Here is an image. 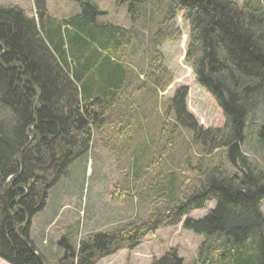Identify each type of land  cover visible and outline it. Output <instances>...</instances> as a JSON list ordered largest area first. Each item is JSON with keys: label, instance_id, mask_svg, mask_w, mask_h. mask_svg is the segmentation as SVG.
Wrapping results in <instances>:
<instances>
[{"label": "trees", "instance_id": "obj_1", "mask_svg": "<svg viewBox=\"0 0 264 264\" xmlns=\"http://www.w3.org/2000/svg\"><path fill=\"white\" fill-rule=\"evenodd\" d=\"M72 1L79 11L65 18L50 15L47 0H32L34 18L21 8L0 6V110L11 115L9 123L0 121V259L9 264L44 261L35 254L30 231L33 218L47 205L49 190L75 159L87 154L96 130H117L113 139L125 130L121 121L132 108L124 101L134 96L129 50L140 38L133 24L139 22L149 35L148 70L143 66V85L136 87L140 92L147 84L158 85L164 63L159 48L183 35L176 25L182 15L189 31L185 62L224 124L201 126L188 109L189 87H179L166 112L191 133L202 156L184 169L190 181L182 182L177 197L156 219L92 235L77 252H66L61 264H96L152 231L182 222L184 230L205 240L195 264H264V167L242 150L249 142L264 151V122L249 129V120L264 107V4L111 0L115 8L125 9L131 21L125 27L100 20L107 12L93 0ZM157 4L166 9L153 30ZM119 103L122 111L114 113ZM174 128L161 155L176 137ZM219 152H225L235 173L227 170L224 157L212 160ZM174 191L171 186V196ZM211 203L215 207L207 216L188 217ZM151 264L186 263L171 249Z\"/></svg>", "mask_w": 264, "mask_h": 264}, {"label": "rangeland", "instance_id": "obj_2", "mask_svg": "<svg viewBox=\"0 0 264 264\" xmlns=\"http://www.w3.org/2000/svg\"><path fill=\"white\" fill-rule=\"evenodd\" d=\"M98 1L102 11L107 12L106 17L100 20L130 27L131 21L124 8H115L111 0ZM255 1L264 4V0ZM0 6L18 7L27 17H36L32 0H0ZM47 7L49 14L57 18L69 17L79 11L78 4L72 0H47ZM165 9V5H156L153 30L163 19L162 10ZM176 25L183 35L178 41L165 43L159 48L164 60L163 73L158 80L160 86L147 84L144 90L138 92L136 87L142 86L141 81L144 80L141 69L144 66L148 70L149 35L139 22L133 24L140 38L134 41L129 50L132 54L130 65L135 71L134 84L129 90L134 96L124 101L132 108L127 110L128 118L123 123L121 121L123 127L120 129L125 130L116 139H113L112 132L117 130H107L110 133L106 134L96 130L87 154L75 159L68 172L49 190L47 205L33 218L30 231L31 241L37 250L35 254L44 259L42 264H61L66 252L71 249L77 252L81 243L92 235L115 233L131 225L156 219V215L177 197L182 182L190 181L191 175L184 169L189 162L197 164L202 156L191 143V133L176 126L173 113L166 112L167 102L179 87H189L188 109L201 126L205 129L223 126L221 111L196 84L191 68L185 62L189 31L182 21V15L176 20ZM119 104L114 113L122 111L123 105ZM0 121L9 123L11 115L0 110ZM113 121L117 122L118 118ZM263 122L264 107L249 120V129L255 130ZM174 125L176 137L170 148L161 155ZM162 135L166 137L163 142ZM242 150L252 163L264 167V151L258 145L248 142ZM224 156L225 152H219L212 160L217 162ZM223 161L229 172H236L227 157ZM171 186L175 190L172 196ZM214 207L211 203L208 209L193 211L188 217L203 218ZM262 210L264 212V202ZM63 238L69 244L67 251L58 245ZM204 241V237L184 230L182 222L152 231L139 243L103 257L96 264H151L171 249H177L186 264H195ZM74 263L77 264V260ZM0 264L9 263L0 259Z\"/></svg>", "mask_w": 264, "mask_h": 264}, {"label": "water", "instance_id": "obj_3", "mask_svg": "<svg viewBox=\"0 0 264 264\" xmlns=\"http://www.w3.org/2000/svg\"><path fill=\"white\" fill-rule=\"evenodd\" d=\"M58 245L63 247L65 249V251H67L69 249V244L67 243L66 238H63L61 241H59Z\"/></svg>", "mask_w": 264, "mask_h": 264}, {"label": "crops", "instance_id": "obj_4", "mask_svg": "<svg viewBox=\"0 0 264 264\" xmlns=\"http://www.w3.org/2000/svg\"><path fill=\"white\" fill-rule=\"evenodd\" d=\"M96 3H98L100 6H101V4H100V2L98 1V0H94Z\"/></svg>", "mask_w": 264, "mask_h": 264}]
</instances>
